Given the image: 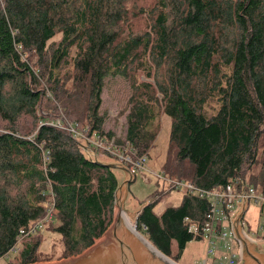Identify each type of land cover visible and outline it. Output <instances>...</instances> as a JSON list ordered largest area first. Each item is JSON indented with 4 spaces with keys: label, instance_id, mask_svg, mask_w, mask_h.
Masks as SVG:
<instances>
[{
    "label": "trees",
    "instance_id": "1",
    "mask_svg": "<svg viewBox=\"0 0 264 264\" xmlns=\"http://www.w3.org/2000/svg\"><path fill=\"white\" fill-rule=\"evenodd\" d=\"M114 79L129 89L115 144L145 155L164 114L163 174L202 188L239 177L264 193V0H0V258L49 200L59 258L110 224L119 176L53 120L60 109L87 135L111 138L99 108ZM159 195L139 201L134 227L178 261L200 239L188 226L200 227L208 204L184 192L155 213ZM38 245L24 237L14 264L48 261Z\"/></svg>",
    "mask_w": 264,
    "mask_h": 264
},
{
    "label": "rangeland",
    "instance_id": "2",
    "mask_svg": "<svg viewBox=\"0 0 264 264\" xmlns=\"http://www.w3.org/2000/svg\"><path fill=\"white\" fill-rule=\"evenodd\" d=\"M56 38L57 36L54 39ZM139 79L143 78L139 77ZM70 86L71 84L68 80V82L65 84V87L72 90ZM128 90L127 82L114 79L111 81L109 80V82L106 83L105 87L101 91L99 113L103 115L104 120L102 129L104 132H111L112 138L121 139L124 136L126 127L124 116L126 110H124L123 107L125 105V98ZM57 113L58 116L53 120L54 124L65 129L69 125H72L78 132L84 131L83 129H80V123L76 122V120L68 119L62 110L60 111L59 109ZM169 124L170 120L166 115L159 114L157 116V132L150 148L145 153V155L143 154L145 158V165L148 169H151L155 172L161 171V165L163 164L167 154ZM96 158L103 162L115 163L113 160L108 159V157L102 155L100 152L96 154ZM256 170V166L252 168L253 173H255ZM115 173L119 175L118 171H115ZM245 177L247 178V173L245 174ZM121 178L122 176L120 175L119 180ZM147 178L148 180H144L142 179L141 175L137 173L132 181L128 184L129 192L126 195V198L124 197L122 201V210L126 214L130 215L132 212L134 214V210L138 207L139 201L143 200L155 189L156 191L158 190L160 192L158 201L154 206L155 213L161 212L165 206L176 205L179 202L182 194L180 190H167L166 187L161 184V181L155 180L153 176L149 175ZM126 214H124V216H126L128 223L134 225L133 214L131 219ZM46 224L47 223H44L43 227L38 231V233L33 235L39 240V245L37 247L38 257L49 259L48 261L44 259L40 260L39 262H52L62 259L59 258L61 256L62 250L59 235L51 230L49 223L47 225ZM258 224L264 226V208L263 213L259 215L258 205L249 202L248 207L242 217V226L243 229L247 231V233L252 237L250 239L251 242L264 241L263 236H261L259 232H256ZM204 248L205 245L202 239L188 241L182 251L181 257L178 259V262L180 264H198L200 258L203 257L202 255L204 253ZM172 249L175 250V244L172 245ZM14 254L15 253L8 252L6 257L0 258V264H14ZM210 258L211 256H208V259ZM213 264H219V262L215 260Z\"/></svg>",
    "mask_w": 264,
    "mask_h": 264
},
{
    "label": "built area",
    "instance_id": "3",
    "mask_svg": "<svg viewBox=\"0 0 264 264\" xmlns=\"http://www.w3.org/2000/svg\"><path fill=\"white\" fill-rule=\"evenodd\" d=\"M66 130L72 137H78L95 157L100 152L115 163L124 165L132 178L138 173L142 179L148 180L147 177L151 175L155 180L161 181V184L167 190H180L182 193H190L205 199L208 204L206 220L199 228L195 223L188 226L189 231L198 234L200 240L204 241L203 257L200 258L198 264H213L215 260L219 264H238L240 262L239 246L233 238L230 221L239 209L242 200L246 202L247 207L249 202L258 205L259 215H261L264 208V193L257 191L253 186L245 184L239 177L233 178L220 188H202L189 181L168 177L161 171L155 172L148 169L143 155H138L135 149L130 146L115 144L112 137L106 139L94 133L87 135L84 131L78 132L75 130L72 125L66 127ZM44 208L45 211L41 218L18 229L16 242L9 252L16 253L20 241L26 236L38 233L44 223L51 218L52 200L44 203ZM185 221L188 223L187 219ZM240 224L246 237L251 239L252 237L243 229L242 219ZM256 232H259L264 238V226L258 224ZM208 256H211V258L208 259Z\"/></svg>",
    "mask_w": 264,
    "mask_h": 264
},
{
    "label": "water",
    "instance_id": "4",
    "mask_svg": "<svg viewBox=\"0 0 264 264\" xmlns=\"http://www.w3.org/2000/svg\"><path fill=\"white\" fill-rule=\"evenodd\" d=\"M86 158L96 164L123 172V179L118 183L113 193L114 212L112 220L105 231L93 243L79 254L68 256L52 262H34L30 264H178L176 261L157 250L144 236L130 228L122 210V201L128 190L132 177L128 169L119 163L98 160L78 139H74ZM247 204L242 200L239 209L230 221L233 238L239 246L238 264H264V241L251 242L244 234L240 220L246 211ZM133 212L128 215L131 219ZM135 216V213L133 214ZM156 250L150 248V246ZM158 252V253H157Z\"/></svg>",
    "mask_w": 264,
    "mask_h": 264
},
{
    "label": "crops",
    "instance_id": "5",
    "mask_svg": "<svg viewBox=\"0 0 264 264\" xmlns=\"http://www.w3.org/2000/svg\"><path fill=\"white\" fill-rule=\"evenodd\" d=\"M115 171H118L119 172V175H117V176H122V178L120 179V181L123 179V172L121 171V170H115ZM121 172V173H120ZM129 192V189L127 190V192H126V195H127V193ZM126 195H125V198H126ZM132 200H133V198H132ZM140 208V205H138V207L134 210V213L136 214V212H137V210ZM135 217V216H134ZM182 254V253H181ZM180 257H181V255H180ZM177 263L178 264H180L178 261H177Z\"/></svg>",
    "mask_w": 264,
    "mask_h": 264
},
{
    "label": "bare ground",
    "instance_id": "6",
    "mask_svg": "<svg viewBox=\"0 0 264 264\" xmlns=\"http://www.w3.org/2000/svg\"><path fill=\"white\" fill-rule=\"evenodd\" d=\"M121 217H122V219L126 220V219H125V216L123 215V213L121 214ZM126 221H128V220H126ZM129 226H130V228H131V227H132V224L129 223ZM149 246H150L151 249H153L154 251H156V250L153 248V246H151V245H149ZM157 253H158V252H157Z\"/></svg>",
    "mask_w": 264,
    "mask_h": 264
}]
</instances>
